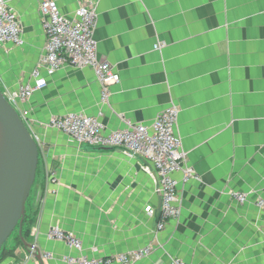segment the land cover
<instances>
[{"label":"crops","instance_id":"obj_1","mask_svg":"<svg viewBox=\"0 0 264 264\" xmlns=\"http://www.w3.org/2000/svg\"><path fill=\"white\" fill-rule=\"evenodd\" d=\"M5 1L20 21L22 43L0 48L3 93L32 81L45 45L38 2ZM55 1L70 21L83 3L95 2L96 52L120 80L104 103L91 69L42 71L46 86L17 104L40 140L42 178L32 195L39 212L27 245L0 264H76L65 259L145 247L149 256L134 264H264V207L256 205L264 189V0ZM171 105L196 178L173 175L180 214L157 232L161 198L151 166L120 149H83L47 123L83 114L108 134L127 123L149 125ZM53 227L77 238L81 250L48 238Z\"/></svg>","mask_w":264,"mask_h":264},{"label":"built area","instance_id":"obj_2","mask_svg":"<svg viewBox=\"0 0 264 264\" xmlns=\"http://www.w3.org/2000/svg\"><path fill=\"white\" fill-rule=\"evenodd\" d=\"M42 16L45 34L44 54L31 72V82L23 83L15 91L5 92L10 104L17 110V104L28 101L38 90L46 86V80L41 72L54 74L64 66L74 68H89L93 71L101 88V101L107 102L110 87L119 82L120 78L114 68L101 60L96 52L94 30L97 21L96 4L94 1L83 3L77 10L76 20H67L58 10L55 0H36ZM11 43L16 46L22 43L21 25L17 14L9 8L5 0H0V48ZM157 47V46H156ZM20 118L27 126V112L17 110ZM178 118V108L171 105L162 111L151 124L127 123L122 130L105 134L103 126L97 118L83 114H67L52 117L47 127L58 130L68 136L73 142L89 146L113 147L127 152L130 156L141 159L151 166L157 176L156 192L161 198L160 221L156 230H162L166 222L176 219L180 214L178 182L173 175L177 172L183 176V181L196 178L193 171L186 166V153L181 141L176 136L175 128ZM28 128V126H27ZM30 131V130H29ZM31 133V132H30ZM38 146L40 140L31 133ZM145 169L149 171L150 167ZM47 181L54 183V177L49 175ZM234 198L243 203L244 194H233ZM256 205L264 207V189L257 199ZM147 215L154 216L155 211L147 207ZM48 238L65 242L69 247L81 250V242L72 234L65 233L57 227L50 229ZM37 245L33 243L28 251L32 255ZM151 249L116 254L105 259L66 258L67 263L76 264H134L147 256ZM50 257V255H47ZM171 264H186L183 260L174 258Z\"/></svg>","mask_w":264,"mask_h":264},{"label":"water","instance_id":"obj_3","mask_svg":"<svg viewBox=\"0 0 264 264\" xmlns=\"http://www.w3.org/2000/svg\"><path fill=\"white\" fill-rule=\"evenodd\" d=\"M83 149L107 152L116 148L86 145ZM38 160L37 142L0 90V252L16 227L23 245H27L21 236L22 224Z\"/></svg>","mask_w":264,"mask_h":264},{"label":"trees","instance_id":"obj_4","mask_svg":"<svg viewBox=\"0 0 264 264\" xmlns=\"http://www.w3.org/2000/svg\"><path fill=\"white\" fill-rule=\"evenodd\" d=\"M39 159H40V150H39ZM39 165H40V161L38 160V166ZM38 166H37V171H38ZM37 171H36L35 182L31 188L30 195L27 198V201L25 203V216H24V220L22 224V232H21V236L24 241H26L27 238H29L30 229L35 223L37 214L39 212V206L36 205L32 199V195L35 191V189L33 188L36 185V181H37ZM10 240L12 244L11 249H9V246L7 245ZM20 244H22V240L20 239V236L18 235V227H16V229L13 231V233L8 238L3 250L0 252V261L3 260L5 257H7L11 253V250L19 246Z\"/></svg>","mask_w":264,"mask_h":264},{"label":"rangeland","instance_id":"obj_5","mask_svg":"<svg viewBox=\"0 0 264 264\" xmlns=\"http://www.w3.org/2000/svg\"><path fill=\"white\" fill-rule=\"evenodd\" d=\"M0 90H1V89H0ZM39 160H41V159H39ZM41 178H42V167H41V163H40V165L38 166V171H37V181H36V185H37V186H38L39 181H40ZM36 185L34 186L33 189H36ZM7 245H8V246L11 245V240L8 242Z\"/></svg>","mask_w":264,"mask_h":264}]
</instances>
